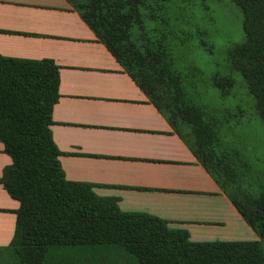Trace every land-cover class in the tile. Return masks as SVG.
<instances>
[{
	"label": "trees",
	"instance_id": "trees-1",
	"mask_svg": "<svg viewBox=\"0 0 264 264\" xmlns=\"http://www.w3.org/2000/svg\"><path fill=\"white\" fill-rule=\"evenodd\" d=\"M66 1L191 149L258 239L192 241L183 227L146 212L123 211L115 198L97 195L92 184L66 179L59 159L63 153L51 131L59 66L51 59L0 55V141L11 158L0 183L19 202L9 244L18 264H264V194L250 200L241 196L242 205L227 192L222 181L234 186L233 177L207 164L170 95L180 82H171L168 49L158 39L168 32L160 29L156 37L150 26L156 25L167 0ZM232 1L244 15V41L228 56L264 120V0ZM163 83L172 87L164 89ZM222 83L220 78L214 81L217 88Z\"/></svg>",
	"mask_w": 264,
	"mask_h": 264
},
{
	"label": "crops",
	"instance_id": "crops-1",
	"mask_svg": "<svg viewBox=\"0 0 264 264\" xmlns=\"http://www.w3.org/2000/svg\"><path fill=\"white\" fill-rule=\"evenodd\" d=\"M0 55L51 59L59 66L51 131L66 179L92 184L123 211L183 227L192 241L246 240V230L250 240L258 239L66 0H0ZM10 163L0 141V177ZM18 207L0 183V253L10 252Z\"/></svg>",
	"mask_w": 264,
	"mask_h": 264
},
{
	"label": "rangeland",
	"instance_id": "rangeland-1",
	"mask_svg": "<svg viewBox=\"0 0 264 264\" xmlns=\"http://www.w3.org/2000/svg\"><path fill=\"white\" fill-rule=\"evenodd\" d=\"M163 6L150 26L156 37L160 29L168 32L158 39L168 49L171 82H180L170 95L187 120L185 132L196 137L212 169L233 177L241 193L228 181L222 185L244 205L241 196L250 200L264 194V120L228 56L244 41L243 12L232 0H167ZM219 78L223 88L214 85ZM242 237L250 240L251 232ZM0 264L18 262L11 252H1Z\"/></svg>",
	"mask_w": 264,
	"mask_h": 264
}]
</instances>
